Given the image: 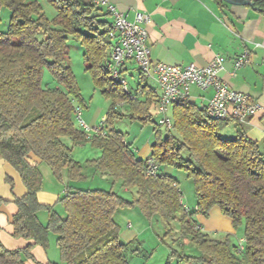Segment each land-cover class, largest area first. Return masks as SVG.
<instances>
[{
  "label": "trees",
  "instance_id": "1",
  "mask_svg": "<svg viewBox=\"0 0 264 264\" xmlns=\"http://www.w3.org/2000/svg\"><path fill=\"white\" fill-rule=\"evenodd\" d=\"M46 1L57 10L53 19L46 16L39 0H0V13L4 8L11 12L8 30L0 31V156L18 172L26 187L24 194L14 195L17 211L10 221L12 235L31 240L24 247L7 249L0 239V264H26L34 259L33 246L46 249L50 232L56 234L64 264H130L129 244L121 242L114 215L120 207L134 205L149 215H160L169 232L171 222L178 220L181 237L189 236L198 250L197 255H187L172 249L171 255L179 261L264 264V162L259 141L239 122L234 136H224L234 120L213 119L205 106L189 99L171 107V128L154 121L151 109L160 95L146 85L127 93L108 72L114 44L108 19L112 13L92 0ZM254 2L264 15V0ZM69 37L83 46L87 69L102 92L114 99L110 117L118 101L130 103L138 118L155 124L154 131L160 137L153 143L150 157L159 165L156 175L145 174L147 159L136 157L121 131L106 126L105 134L96 135L75 126V106L86 103L70 65L65 64ZM45 67L67 91L43 84ZM131 95L133 100H129ZM161 127L167 128L165 136ZM65 137L74 144L93 141L102 153L91 164L114 180H122L123 186H134L133 200L114 190L68 187L61 198L65 216L42 203L41 162H47L58 177L63 171L69 180L83 176L82 165L73 159ZM163 166L184 170L193 180L197 210L186 208L178 180L164 173ZM6 180L13 187L12 178L6 175ZM7 202L0 196V212ZM215 205L236 226L244 220L243 251L229 238L218 239L203 232L195 221L196 213L208 215ZM43 208L49 212L47 223L38 216Z\"/></svg>",
  "mask_w": 264,
  "mask_h": 264
},
{
  "label": "rangeland",
  "instance_id": "2",
  "mask_svg": "<svg viewBox=\"0 0 264 264\" xmlns=\"http://www.w3.org/2000/svg\"><path fill=\"white\" fill-rule=\"evenodd\" d=\"M43 6V10L49 19H53L57 10L50 5L46 0H39ZM11 12L4 8L0 13V31H7L9 28ZM69 55L65 60L66 65H70L75 76L77 87L84 99L86 105H83V118L94 120L92 126H100L105 123L107 128H115L124 134V140L130 143L137 158L148 159L152 153V145L160 135L154 131L155 124L152 121H144L138 118L139 114L133 110L130 103L126 105L116 101L117 108L113 111L110 117L109 112L114 106V99L106 96L101 87L97 84L91 72L87 69L84 60V48L72 37L68 39ZM131 89L136 90L138 86L148 83L150 87H155V82L152 77H147V80L141 81L139 85V72L134 71V74H124ZM43 84L45 86L54 87L58 85L63 90L67 91L66 87L58 84L51 71L45 67L43 72ZM123 87V86H122ZM130 98L129 100H133ZM72 100H75L72 98ZM139 100H143L139 96ZM137 103V101L135 102ZM152 118L158 122L160 115L156 108L151 109ZM171 115V112H170ZM235 122L232 123L234 125ZM75 126L79 128V124L75 121ZM106 129V128H105ZM93 133V132H92ZM161 134H167V128L161 127ZM224 136L232 137L227 131L223 132ZM254 139H257V134H250ZM64 142L71 147L72 157L79 161L82 165V177L76 180H69L67 172H62V177L56 176L47 162H41L39 165L42 177L43 186L39 191V200L45 204L52 205L54 210L62 216L66 215V210L61 198L66 194L67 188L78 189H105L114 190L123 198L133 200L136 196V188L134 186H123L122 180H114L108 174H103L96 170L91 164V161L101 156V149L93 143L87 141L83 144H74L68 138H64ZM1 158V156H0ZM6 175L12 178L13 187L8 182L9 193L7 196L1 195L6 199H11L15 196H21L25 193L26 187L23 184L18 172L7 162L5 163ZM164 173L172 175L178 180V186L182 192L183 204L186 208L197 210V196L193 180L189 178L184 170L175 169L172 167L163 166ZM12 203L7 202L5 205ZM40 220L45 223L49 212L45 208L38 212ZM114 219L120 227V240L123 243L129 244V261L130 264H187L185 261H179L176 256L171 255L172 249L178 250L180 253L187 255H197L198 250L189 236L181 237L180 224L178 220L171 222V232L165 220L158 214H147L139 205L120 207L114 215ZM46 221V223H47ZM195 221L202 226V231L210 234L214 238L226 239L229 238L233 246L240 245V239L245 236L244 220L237 226L233 223L232 218L223 214L218 205L211 207L208 215H203L200 212L195 214ZM13 243H5L3 245L7 249H17L21 247L23 239L20 237L10 236ZM56 234L50 232L47 252L52 261L51 264H64L60 250L56 241ZM45 250V251H46Z\"/></svg>",
  "mask_w": 264,
  "mask_h": 264
},
{
  "label": "crops",
  "instance_id": "3",
  "mask_svg": "<svg viewBox=\"0 0 264 264\" xmlns=\"http://www.w3.org/2000/svg\"><path fill=\"white\" fill-rule=\"evenodd\" d=\"M113 4L128 20H133L137 11L150 15L151 22L147 28L153 61L183 66L189 64L206 66L217 54L223 55L226 62L220 72L221 78L232 88L248 93L261 104L262 108L257 114L246 123H242V126L248 135L257 134V140L261 148L263 147L264 15L256 7L233 5L224 0H113ZM108 19L113 22L112 16ZM246 50L250 52L249 63L235 71L233 60ZM135 70L139 72L140 85L143 80L135 61H128L122 67V75L127 73L133 75ZM152 78L155 87L143 82L141 85H146L148 89L160 95L158 82L154 77ZM128 89L132 92L136 91L129 85ZM213 93V89L201 90L193 87L189 100L203 107ZM155 108L158 112V104ZM85 121L90 125L94 124V120L85 119ZM235 125L236 121H232L224 131L235 135ZM5 163L1 157L0 196H7L6 192L9 193ZM13 199L14 197L9 199L12 203L5 205L0 212V239L5 243H13L10 238L13 236L10 221L17 211ZM44 220L46 223L47 218ZM200 227L202 228L201 225ZM22 239L24 244L21 247L31 242ZM46 249L35 244L32 248L34 259H28L26 264H51Z\"/></svg>",
  "mask_w": 264,
  "mask_h": 264
},
{
  "label": "built area",
  "instance_id": "4",
  "mask_svg": "<svg viewBox=\"0 0 264 264\" xmlns=\"http://www.w3.org/2000/svg\"><path fill=\"white\" fill-rule=\"evenodd\" d=\"M98 7H103L112 13L113 41L108 72L110 76L119 82L123 89L130 93L128 82L122 75V67L128 61H135L141 73L146 77H154L160 88L158 101L159 124L172 127L170 109L173 105L189 99L193 87L201 90L213 89V96L206 104L209 116L217 120H234L246 123L262 108L248 93L241 92L231 87L223 80L220 72L224 67L226 58L217 54L213 61L201 66L197 64L176 65L160 61H153L149 44L148 25L151 17L148 13L137 11L133 20H128L113 4V0H92ZM250 52L244 51L233 60L234 70H238L248 64ZM131 95L130 98H134ZM75 120L79 127L88 134H105L106 126H92L83 118V108L75 106ZM93 132V133H92ZM262 159L264 162V144L262 147ZM146 175H156L159 165L153 157H149L144 165ZM189 210V208H187ZM245 239L240 240L239 251L244 250Z\"/></svg>",
  "mask_w": 264,
  "mask_h": 264
},
{
  "label": "water",
  "instance_id": "5",
  "mask_svg": "<svg viewBox=\"0 0 264 264\" xmlns=\"http://www.w3.org/2000/svg\"><path fill=\"white\" fill-rule=\"evenodd\" d=\"M227 3L233 4V5H246V6H254L255 0H224Z\"/></svg>",
  "mask_w": 264,
  "mask_h": 264
}]
</instances>
